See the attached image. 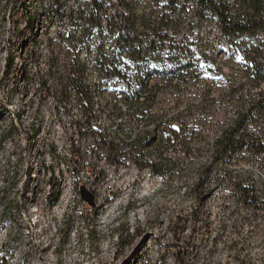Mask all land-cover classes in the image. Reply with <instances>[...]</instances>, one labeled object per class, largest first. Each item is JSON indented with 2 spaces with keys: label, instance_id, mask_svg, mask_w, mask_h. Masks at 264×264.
I'll return each mask as SVG.
<instances>
[{
  "label": "rangeland",
  "instance_id": "rangeland-1",
  "mask_svg": "<svg viewBox=\"0 0 264 264\" xmlns=\"http://www.w3.org/2000/svg\"><path fill=\"white\" fill-rule=\"evenodd\" d=\"M131 1L141 8L167 3ZM88 2L0 0V263L5 257L6 264H264V205L249 204L236 187L251 171V183L243 186L262 190L264 164L233 158L221 181L219 176L211 180L206 196L200 200L195 195L199 171L211 159L205 138L213 140L229 121L224 102L216 107L218 127L201 126L198 115L191 116L190 149L170 150L164 158L160 134L153 132L148 139L144 128L133 135L138 142L124 144L116 164L101 159L93 138L75 132V121L82 120L78 97L72 95L65 111L52 89V73L80 58L89 64L92 82L99 80L93 67L96 39L82 38L85 28L79 22ZM213 32L217 27L201 28L203 39ZM218 63L226 82L213 86L215 96L228 91L231 78L243 80L236 60L219 58ZM151 68L144 63L142 69ZM207 79L203 75L163 91L156 112L172 115L199 105ZM111 98L95 93V124L114 137L121 119L111 114ZM35 195L46 206L44 226L54 234L51 240L43 236L44 258L33 237L42 232L39 204L30 200ZM259 195L264 202V193ZM64 197V209L50 221L49 212Z\"/></svg>",
  "mask_w": 264,
  "mask_h": 264
},
{
  "label": "trees",
  "instance_id": "trees-1",
  "mask_svg": "<svg viewBox=\"0 0 264 264\" xmlns=\"http://www.w3.org/2000/svg\"><path fill=\"white\" fill-rule=\"evenodd\" d=\"M88 1L79 22L85 28L82 38L96 39L93 67L99 80L92 82L89 64L78 58L52 73V89L67 112L72 95H77L82 120L75 121L73 128L79 136L96 141L101 159L116 164L124 144L140 140L133 135L142 128L148 139L153 132L160 134L161 157L179 147L189 150L188 140L193 138L187 132L188 119L197 114L201 126L218 127L216 107L224 102L223 114H229V121L213 140L205 138L211 159L199 171L196 198L206 196L205 190L215 176L221 181L228 170L226 164L233 158L264 164V0H167L161 8H141L131 0ZM204 24L217 27V34L203 39ZM219 58L236 60L243 80L231 78L228 91L215 96L213 86L226 82ZM144 63H150L151 70L144 72ZM203 75H207L208 85L198 96L199 105L189 104L172 115L156 112L159 94L180 89L192 79L200 81ZM95 93L112 96L111 114L121 119L114 137L95 124ZM144 162L142 165L161 173L157 165ZM244 176L246 180L236 186L237 190L249 204L262 207L259 193H264V186L262 190L257 185L244 187L252 181L251 171ZM1 261L6 264L5 257Z\"/></svg>",
  "mask_w": 264,
  "mask_h": 264
},
{
  "label": "bare ground",
  "instance_id": "bare-ground-1",
  "mask_svg": "<svg viewBox=\"0 0 264 264\" xmlns=\"http://www.w3.org/2000/svg\"><path fill=\"white\" fill-rule=\"evenodd\" d=\"M57 185H60V182L57 183ZM115 185H114V187H115ZM30 200H35L36 206H38L37 204H39V207H40L37 211V213H38L37 216H38V219H40L39 225L42 227V232H38L37 234H33V237L37 241V244H36L37 252H39L40 256L44 258V257H46V253L48 250L46 247V241H45V239H43V236L46 239L51 240L53 238L54 234L52 232L51 226H47V227L44 226L45 222H44L43 216L45 215L47 210H46V206L44 205V203L42 201V197L40 195H35L34 197H31ZM66 200H67V197L62 198L60 203L58 204V206H56V208L51 209V211L49 212V216H50L49 220L50 221H53V222L55 221L56 217L59 215L60 209L61 208L64 209Z\"/></svg>",
  "mask_w": 264,
  "mask_h": 264
}]
</instances>
